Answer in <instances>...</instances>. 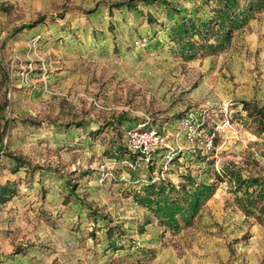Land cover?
<instances>
[{"label":"rangeland","instance_id":"374dc122","mask_svg":"<svg viewBox=\"0 0 264 264\" xmlns=\"http://www.w3.org/2000/svg\"><path fill=\"white\" fill-rule=\"evenodd\" d=\"M169 23L143 0H0L1 264H264V215L243 211L224 171L264 178V10L193 59ZM191 116L213 150L188 141ZM161 126L149 160L130 151L131 128ZM186 175L217 190L171 231L137 197L150 177Z\"/></svg>","mask_w":264,"mask_h":264},{"label":"trees","instance_id":"16d2710c","mask_svg":"<svg viewBox=\"0 0 264 264\" xmlns=\"http://www.w3.org/2000/svg\"><path fill=\"white\" fill-rule=\"evenodd\" d=\"M143 1L147 5L160 3L167 9L170 21L166 27L168 37L176 43L179 53L186 59H193L199 53L214 54L226 50L234 32L243 28L253 13L264 10V0H216L217 6L212 8V14L201 13L203 4L198 9L189 11L177 7L171 0ZM205 3L209 1L206 0ZM116 7L135 8V5L132 2L118 3ZM41 21L43 19L36 23ZM149 21L153 22L154 19L149 18ZM36 25L32 24L29 28ZM22 30H17L16 34ZM212 39L215 42H212ZM156 46L162 47L163 43L157 42ZM262 124L264 128V117ZM137 157L135 155L133 158L134 162ZM224 168L230 183L235 186L233 191L236 194V202L243 211L248 215H264V178L251 174L245 176L241 170L233 168L230 164ZM185 177L184 184L179 187L166 179L156 182L150 177L141 195L137 197L138 203L154 212L158 220L171 231H179L181 221L190 225L201 207L217 190L215 183L200 181L191 175ZM12 191L9 186H0V205L10 199ZM93 215L96 218V213ZM113 231L112 228L108 229L112 238ZM111 243L113 249H118L117 241L112 240Z\"/></svg>","mask_w":264,"mask_h":264},{"label":"built area","instance_id":"2783aa9c","mask_svg":"<svg viewBox=\"0 0 264 264\" xmlns=\"http://www.w3.org/2000/svg\"><path fill=\"white\" fill-rule=\"evenodd\" d=\"M193 116L186 119L184 126H187V139L191 143H196L203 147L206 151L214 149V138L212 136H205L199 138L194 124ZM128 146L132 153L136 154L138 158H145L149 160V156L157 149L166 146L168 143V131L165 126L144 128L134 127L127 132Z\"/></svg>","mask_w":264,"mask_h":264}]
</instances>
